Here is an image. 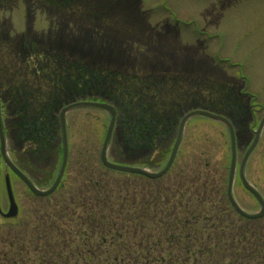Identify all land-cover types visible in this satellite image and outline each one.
Listing matches in <instances>:
<instances>
[{"label": "rangeland", "instance_id": "obj_1", "mask_svg": "<svg viewBox=\"0 0 264 264\" xmlns=\"http://www.w3.org/2000/svg\"><path fill=\"white\" fill-rule=\"evenodd\" d=\"M44 60L49 61L60 80L63 77L65 84L47 89L52 104L71 94L68 101L93 100L116 105V125L107 157L120 165L158 171L168 159L180 115L203 105L218 111L222 107L236 138L233 198L245 212L259 211V204L241 183L239 166L264 115V0H0V63L18 69L27 62L39 73ZM76 70L85 83L77 81L75 85L69 81L66 74L76 79ZM111 73L132 76L138 84L140 80L155 78L157 85L158 81L174 76H190L198 82L208 80L209 85L230 86L226 89L229 95H224L228 101L220 103L221 96L215 89H208V85L201 86L205 92L201 91L198 98L182 101L181 108L178 107L181 110L176 108L175 113L172 109H159L161 102L146 107L158 121L163 118L160 138L150 143L145 134L139 141L126 129L131 123L127 124L126 117L133 118L128 111L129 100L125 105L116 103L121 99L112 89L110 79L103 77ZM208 91L213 93V104L208 103ZM8 96L0 98L8 157L24 170L36 172L32 181L39 189H46L61 163L59 127L55 123L50 125L49 152L39 159L31 152L30 131L36 123L29 120L28 105L17 99L18 106L10 108L9 103L4 105L2 101ZM134 96L131 101L135 104L139 99ZM141 110L140 107V113ZM57 117L54 111L49 118L57 122ZM108 121V114L97 108L67 113V166L58 189L49 197L31 193L0 156V210L4 213L8 208L6 176L18 206L15 218L6 220L0 216L1 236L10 230L21 232L26 226L31 228L43 214L48 215L44 223L57 221V226L64 228L62 221L50 213L65 211L76 195L89 193L91 180L101 178L108 180L109 188L120 190L126 181L130 193H140V198L154 195L156 209L168 206V211L174 198L196 196L199 188L206 199L217 204L224 224L240 223L226 196L230 142L225 125L201 116L190 118L170 170L150 182L129 179L102 166L99 155ZM244 176L264 199V127L245 163ZM259 220L256 225L264 228V217ZM47 230L49 236L56 232ZM139 238L130 233L128 241L136 247Z\"/></svg>", "mask_w": 264, "mask_h": 264}, {"label": "trees", "instance_id": "obj_2", "mask_svg": "<svg viewBox=\"0 0 264 264\" xmlns=\"http://www.w3.org/2000/svg\"><path fill=\"white\" fill-rule=\"evenodd\" d=\"M23 65L11 69L0 63V98L9 95L2 101L4 105L9 103L10 108L18 106V101L27 103L29 120L36 123L30 131L33 139L31 152L41 159L49 152L50 125L55 123L58 127V119L55 122L56 119L52 121L49 117H53L54 111L67 102L71 94L62 102L52 104L47 89L52 90L60 84L65 86L63 77L61 82L47 60L41 62L39 73L29 63ZM111 74L103 77L110 79L112 89L117 91L121 100L116 103L125 105L129 100L128 111L133 114L132 119V116L126 117V120L129 118L127 124L131 122L126 129L139 141L146 134L150 143L161 133L159 126L163 118L158 121L146 107L161 102L159 109H172L175 113L176 108H181L182 101L198 98L201 91L205 92L201 86L209 85L184 76H174L162 82L157 80V85L155 78L140 80L138 84L132 76ZM66 76L75 85L77 81L81 84L86 81L78 70L76 79L72 75ZM208 89L217 92L214 85H209ZM208 92V103L213 104V93ZM134 94V98L139 99L135 103L137 107L131 101ZM219 98L221 103L224 99ZM209 106L199 108L225 116L222 107L218 106V111ZM18 167L33 180L36 172L33 174L31 170ZM118 174L137 181L140 178L156 181L139 175ZM107 183L108 180L103 178L91 180L88 194L79 193L65 211L59 209L50 213L62 221L64 228H59L57 221L44 223L48 215L43 214L31 228L26 226L21 232L10 230L5 232L6 236L0 235V245L3 244L0 246V264H264V228L256 225L260 220L250 221L238 216V225L224 224L217 204L206 199L204 191L199 188H196V196L174 198L168 211V206L156 209L154 195L140 198V193L139 196L130 193L126 181L121 190L109 188ZM151 225L154 228L151 229ZM48 228L56 232L49 236ZM130 233L140 236L139 246H131L133 244L128 241ZM144 233L147 235L143 236Z\"/></svg>", "mask_w": 264, "mask_h": 264}, {"label": "water", "instance_id": "obj_3", "mask_svg": "<svg viewBox=\"0 0 264 264\" xmlns=\"http://www.w3.org/2000/svg\"><path fill=\"white\" fill-rule=\"evenodd\" d=\"M85 107L102 109V110L106 111L109 115L107 130H106L105 137H104L102 147H101V151H100V162L102 163V165L104 167H106L107 169H110L113 171L140 175V176L146 177L148 179H153V180L162 177L168 171L170 166L172 165V162L175 158L176 152L178 150V147H179V144L181 141L184 126H185L186 122L191 117L202 116V117L208 118L210 120L217 121V122L224 124L227 127L228 132H229V142H230V152H231L229 172H228L227 190H226L227 199H228L230 205L235 210V212L239 216H241L245 219L257 220V219H260L264 216V201H263L262 197L260 196V194L246 181V179L244 177V173H243L246 160H247L248 156L250 155V153L252 152V150L254 149V147L256 146V144L259 140L262 128L264 126V116L261 118V120L258 124V127L254 133V138H253L251 144L249 145V147L247 148L246 152L244 153V156L242 158V161H241V164L239 167V175H240V179H241V182H242L244 188L254 196V198L257 200V202L260 206V209L257 213L250 214V213L245 212L244 210H242L238 206V204L236 203V201L234 200L233 195H232V185H233V177H234L235 162H236V141H235V134H234L233 127H232L231 123L229 122V120L226 119L225 117L217 115V114L209 112V111H206V110H201V109L189 111L182 116V118L179 121V125H178L177 134H176L174 144L172 146L169 158H168L165 166L157 172H152V171H149L147 169L140 168V167H130V166L118 165V164L110 162L107 159V156H106L107 147H108V143H109L112 131H113V127H114V123H115V115H116V111H115V108L113 106L106 104V103H99V102H92V101H74V102H70V103L65 104L60 109V112H59V123H60V129H61V144H62V161H61V164H60V167H59V170H58V173L56 175L55 180L53 181L52 185L48 189H45V190H40L37 187H35L30 182V180L20 170H18L14 166V164L8 158V155L6 152V142H5V138L3 135L2 126H1V110H0V156H1V159L4 162V164L28 187V189L35 196L46 197V196L50 195L52 192H54L55 189L57 188V186L59 185V183L62 179L63 173H64V169H65L67 157H68V145H67V136H66V120H65L66 114L71 110L79 109V108H85ZM4 184H5V191H6L7 200H8V209H7V212L5 214H3V217L13 218L17 215L18 208H17V205L14 201V197L12 194V190H11L10 181H9L8 176H6L4 178Z\"/></svg>", "mask_w": 264, "mask_h": 264}, {"label": "flooded vegetation", "instance_id": "obj_4", "mask_svg": "<svg viewBox=\"0 0 264 264\" xmlns=\"http://www.w3.org/2000/svg\"><path fill=\"white\" fill-rule=\"evenodd\" d=\"M177 75V74H176ZM184 77H186V78H190V76L188 77V76H184ZM208 83H210L208 80H205V81H203L202 82V84H208ZM214 85V84H213ZM207 87V86H206ZM214 87H216V89L217 88H219V90H220V95L223 97V99L224 100H226L227 98H224V95H229V92H227L226 93V89L227 88H230V86L228 87L227 85H220V87L219 86H217V85H214ZM227 101V100H226ZM32 127V126H31ZM158 138H160V133L158 134ZM173 141V140H172Z\"/></svg>", "mask_w": 264, "mask_h": 264}]
</instances>
